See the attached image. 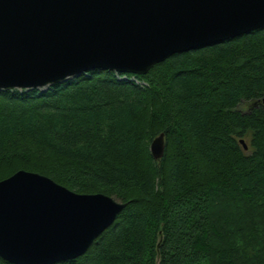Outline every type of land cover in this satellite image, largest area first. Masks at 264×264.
<instances>
[{"label":"trees","instance_id":"16d2710c","mask_svg":"<svg viewBox=\"0 0 264 264\" xmlns=\"http://www.w3.org/2000/svg\"><path fill=\"white\" fill-rule=\"evenodd\" d=\"M263 99L264 28L144 75L0 90V180L28 170L126 203L85 254L56 264H264Z\"/></svg>","mask_w":264,"mask_h":264},{"label":"water","instance_id":"95a60500","mask_svg":"<svg viewBox=\"0 0 264 264\" xmlns=\"http://www.w3.org/2000/svg\"><path fill=\"white\" fill-rule=\"evenodd\" d=\"M259 28L264 0H0V90L44 89L95 69L144 75L174 54ZM165 148L162 132L150 144L153 158ZM125 207L19 170L0 180V257L76 259Z\"/></svg>","mask_w":264,"mask_h":264},{"label":"rangeland","instance_id":"374dc122","mask_svg":"<svg viewBox=\"0 0 264 264\" xmlns=\"http://www.w3.org/2000/svg\"><path fill=\"white\" fill-rule=\"evenodd\" d=\"M43 89V88H42Z\"/></svg>","mask_w":264,"mask_h":264}]
</instances>
